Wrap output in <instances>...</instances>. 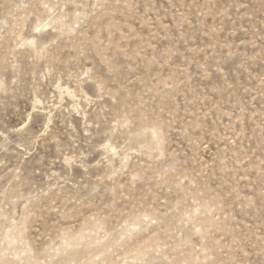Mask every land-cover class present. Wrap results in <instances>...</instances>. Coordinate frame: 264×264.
Wrapping results in <instances>:
<instances>
[{
  "label": "rangeland",
  "instance_id": "obj_1",
  "mask_svg": "<svg viewBox=\"0 0 264 264\" xmlns=\"http://www.w3.org/2000/svg\"><path fill=\"white\" fill-rule=\"evenodd\" d=\"M0 264H264V0H0Z\"/></svg>",
  "mask_w": 264,
  "mask_h": 264
}]
</instances>
